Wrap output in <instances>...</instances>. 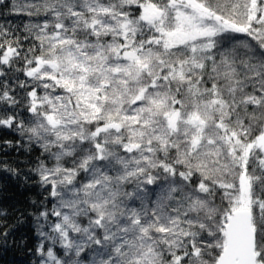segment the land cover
<instances>
[{"label":"snow or ice","instance_id":"6c2138e0","mask_svg":"<svg viewBox=\"0 0 264 264\" xmlns=\"http://www.w3.org/2000/svg\"><path fill=\"white\" fill-rule=\"evenodd\" d=\"M0 7V173L38 190L0 247L31 217L33 264H264V0Z\"/></svg>","mask_w":264,"mask_h":264},{"label":"trees","instance_id":"16d2710c","mask_svg":"<svg viewBox=\"0 0 264 264\" xmlns=\"http://www.w3.org/2000/svg\"><path fill=\"white\" fill-rule=\"evenodd\" d=\"M7 2L8 0H6ZM6 12L7 9L0 7V23L18 25L27 19L24 16L7 15ZM21 79H24L22 75ZM16 155V153H12L11 159L15 160ZM37 193V189L27 188L9 174L0 173V203L5 207L29 208L28 201L37 199ZM21 235L27 238L26 245L15 244L10 239L6 246L0 247V264H33L38 259L32 251H29V249H34L39 242L35 233V224L31 217H28L26 222L16 230L15 239L19 240Z\"/></svg>","mask_w":264,"mask_h":264}]
</instances>
